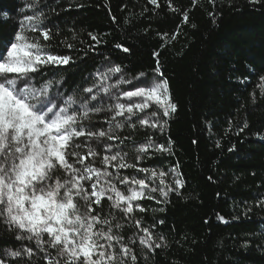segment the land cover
<instances>
[{"label":"trees","instance_id":"1","mask_svg":"<svg viewBox=\"0 0 264 264\" xmlns=\"http://www.w3.org/2000/svg\"><path fill=\"white\" fill-rule=\"evenodd\" d=\"M27 4L0 0V43L13 40L19 22L33 14ZM39 5L45 14L42 27L50 29L51 39L34 35L52 46V54L72 57L68 65L41 68L38 84L62 81L51 93H79L104 66H120L118 75L128 79L139 73L151 78L159 61L168 81L177 110L171 118H160L167 119V128L126 126L119 135L130 140L120 147L129 153V163L166 176L174 173L184 186L170 192L167 202L158 192L152 194L155 199L134 202L130 217L110 209L106 199L94 205L102 217L111 211L124 225L118 231L126 244L143 234L134 219L157 242L163 237L167 247L155 254L139 243L130 245L137 264H264V95L259 87L264 83V0H157L156 5L150 0H39ZM149 138L171 152L149 148L142 160H135L133 142L140 145ZM120 174L145 177L132 168L120 169ZM24 245L34 246L0 227V258L7 264H28L4 256ZM32 262L46 264L39 253Z\"/></svg>","mask_w":264,"mask_h":264},{"label":"snow or ice","instance_id":"2","mask_svg":"<svg viewBox=\"0 0 264 264\" xmlns=\"http://www.w3.org/2000/svg\"><path fill=\"white\" fill-rule=\"evenodd\" d=\"M259 2L250 0V3ZM150 3L156 5L157 0ZM27 7L33 14L25 15L19 22L13 40L0 43V227L14 233L16 240H26L34 246L6 250L4 256L26 259L28 264H33L32 257L38 253L46 264H137L130 245L139 243L147 253L155 254L156 249L167 247L163 237H159L162 242H157L152 231L141 228V221L134 219V226L143 234L130 238L126 244L118 231L124 225L111 211L102 217L94 205L99 207L106 199L110 209L130 217L134 202L155 199L152 194L157 192L167 202L170 192H179L184 186L175 174L173 184H165V172L157 173L129 163V153L120 147L130 140L119 135L126 126L151 127L161 132L167 128V119L160 117L171 118L177 110L171 101L168 81L163 79L157 61L152 81L132 90L120 88L133 80L118 75L122 68L114 66L98 73L93 84L79 93L68 97L59 89L51 93L52 87L62 81L47 79L38 84L41 68L68 65L72 57L52 54V46L34 35L41 33L45 42L51 39L50 29L42 27L45 14L39 0H28ZM209 15L215 22L214 14ZM183 20L188 21L187 11ZM89 36L97 40L91 33ZM116 47L129 51L122 45ZM153 55L158 57L159 53ZM114 76L115 83H109ZM142 78H146L145 73L133 79ZM260 79L264 81V77ZM259 87L264 95V83ZM153 105L156 110L147 112ZM100 113L109 114L103 118L107 128L96 127L93 122V117ZM149 148L171 152L149 138L144 144L133 142V158L142 160ZM127 168L145 173V177L122 176L120 169ZM118 185L125 190L121 191ZM135 207L144 211L138 204ZM148 258V254L142 257ZM0 264L7 261L0 258Z\"/></svg>","mask_w":264,"mask_h":264},{"label":"rangeland","instance_id":"3","mask_svg":"<svg viewBox=\"0 0 264 264\" xmlns=\"http://www.w3.org/2000/svg\"><path fill=\"white\" fill-rule=\"evenodd\" d=\"M108 68H110V67L104 66V67L100 70V72H105V71H107ZM100 72H99V73H100ZM97 74H98V73H97ZM97 74H96L95 77H94V81L97 79ZM124 78H125L126 80H133V83H131V84L120 85V88H121L123 91H128V90H132V89L135 88V87L142 86V85H146V84L150 83V82L152 81V78H153V77H151V78L146 77V78H142V79H139V80H136V79H128V78H126V77H124ZM116 79H117L116 76L112 77V80L109 81V83H115ZM157 79H159V78L157 77ZM101 98H103V96H102ZM149 110H151V111H149ZM155 110H156V109H155V105H153L152 107L148 108L146 111H147V112H152V111H155ZM106 115H109V114H108V113H100L98 116H94V117H93V122H94L95 124H99L98 127H100V128H107V125H104V123H100V122H103V119H101L100 116H106ZM160 118H161V117H160ZM148 128L154 130V129L151 128V127H148ZM120 131H121V130H120ZM108 143H110V141H108ZM101 155H103V153H101ZM96 166H98V167L100 166V164H99V160L96 161ZM173 175H174V173H173L172 175H170V176H165V177L163 178L164 181H165V184H173ZM176 178H177V176H176ZM156 184L159 185V178L157 179Z\"/></svg>","mask_w":264,"mask_h":264}]
</instances>
